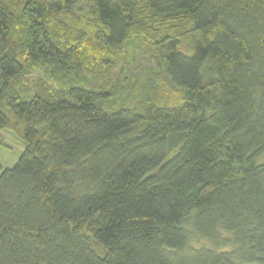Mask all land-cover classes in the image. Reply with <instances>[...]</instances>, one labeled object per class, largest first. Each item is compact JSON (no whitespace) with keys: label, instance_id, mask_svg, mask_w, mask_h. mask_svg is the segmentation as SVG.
<instances>
[{"label":"trees","instance_id":"trees-1","mask_svg":"<svg viewBox=\"0 0 264 264\" xmlns=\"http://www.w3.org/2000/svg\"><path fill=\"white\" fill-rule=\"evenodd\" d=\"M137 39L178 94L109 108L82 77ZM3 129L0 264H264V0H0Z\"/></svg>","mask_w":264,"mask_h":264},{"label":"rangeland","instance_id":"rangeland-1","mask_svg":"<svg viewBox=\"0 0 264 264\" xmlns=\"http://www.w3.org/2000/svg\"><path fill=\"white\" fill-rule=\"evenodd\" d=\"M124 48L119 47L116 52V58L120 61L113 68H106L101 65L92 76L82 77L90 84H107L113 87L114 98L106 104L109 108H114L122 100L123 94L128 93L137 101L147 100L152 97L155 101L157 95L153 96V89L159 88L162 97L161 101L173 100L178 94V89L173 88L168 82L165 70L159 66L155 57L153 47L145 41L137 39L130 45H127L126 52ZM154 79L155 88H152L151 81ZM131 85V88H129ZM158 85V86H157ZM15 88L20 92H44L51 96H64L68 92L67 86L59 84L52 76L41 68L29 69L21 74L15 81ZM27 147L24 140L20 138L11 129L0 131V163L4 168L13 167L19 160L21 154ZM191 226V224H190ZM194 244L212 245L209 241L196 237ZM97 247H100L97 245ZM101 248V247H100Z\"/></svg>","mask_w":264,"mask_h":264}]
</instances>
